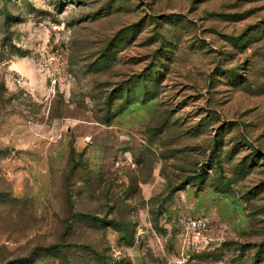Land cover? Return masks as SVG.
Masks as SVG:
<instances>
[{
  "label": "rangeland",
  "instance_id": "rangeland-1",
  "mask_svg": "<svg viewBox=\"0 0 264 264\" xmlns=\"http://www.w3.org/2000/svg\"><path fill=\"white\" fill-rule=\"evenodd\" d=\"M0 264H264V0H0Z\"/></svg>",
  "mask_w": 264,
  "mask_h": 264
},
{
  "label": "built area",
  "instance_id": "built-area-1",
  "mask_svg": "<svg viewBox=\"0 0 264 264\" xmlns=\"http://www.w3.org/2000/svg\"><path fill=\"white\" fill-rule=\"evenodd\" d=\"M187 227L195 233H200L208 228V220L205 217L189 218L186 222Z\"/></svg>",
  "mask_w": 264,
  "mask_h": 264
}]
</instances>
